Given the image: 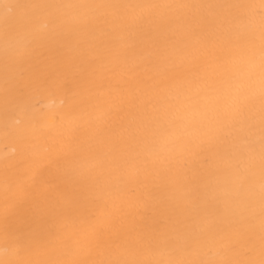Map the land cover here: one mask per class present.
Instances as JSON below:
<instances>
[{
  "label": "bare ground",
  "instance_id": "bare-ground-1",
  "mask_svg": "<svg viewBox=\"0 0 264 264\" xmlns=\"http://www.w3.org/2000/svg\"><path fill=\"white\" fill-rule=\"evenodd\" d=\"M262 5L0 0V264H264Z\"/></svg>",
  "mask_w": 264,
  "mask_h": 264
},
{
  "label": "snow or ice",
  "instance_id": "snow-or-ice-1",
  "mask_svg": "<svg viewBox=\"0 0 264 264\" xmlns=\"http://www.w3.org/2000/svg\"><path fill=\"white\" fill-rule=\"evenodd\" d=\"M264 6V5H262ZM244 112L240 107H237L232 114L226 117L228 122H236L238 120L243 119ZM169 122V115L167 111L160 110L155 116V127L158 132L161 134L165 131L166 126Z\"/></svg>",
  "mask_w": 264,
  "mask_h": 264
}]
</instances>
